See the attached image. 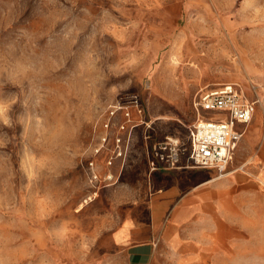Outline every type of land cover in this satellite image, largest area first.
<instances>
[{
  "label": "rangeland",
  "instance_id": "obj_1",
  "mask_svg": "<svg viewBox=\"0 0 264 264\" xmlns=\"http://www.w3.org/2000/svg\"><path fill=\"white\" fill-rule=\"evenodd\" d=\"M223 84L255 101L236 170L264 152V0H0V264H114L149 142L135 127L96 153L109 107L137 93L152 137L184 140Z\"/></svg>",
  "mask_w": 264,
  "mask_h": 264
},
{
  "label": "crops",
  "instance_id": "obj_2",
  "mask_svg": "<svg viewBox=\"0 0 264 264\" xmlns=\"http://www.w3.org/2000/svg\"><path fill=\"white\" fill-rule=\"evenodd\" d=\"M247 164L249 171L221 175L197 167L148 171L145 198L110 234L114 264L257 263L264 254V152L247 153Z\"/></svg>",
  "mask_w": 264,
  "mask_h": 264
},
{
  "label": "built area",
  "instance_id": "obj_3",
  "mask_svg": "<svg viewBox=\"0 0 264 264\" xmlns=\"http://www.w3.org/2000/svg\"><path fill=\"white\" fill-rule=\"evenodd\" d=\"M197 116L188 126L184 140L176 135H165L152 140V122L144 118V108L137 93L120 95L109 107L103 122L101 148L112 141L114 156L124 152L123 135L138 125L144 126L143 139L148 144L147 167L149 172L160 169L197 167L213 169L218 175L229 172L235 150L246 131L254 110L255 101L233 84L203 89L194 103ZM216 112L213 117H200V112ZM135 115V116H134ZM111 138V139H110ZM111 159L107 165H111ZM240 165L238 169H242ZM97 179V175H94Z\"/></svg>",
  "mask_w": 264,
  "mask_h": 264
},
{
  "label": "bare ground",
  "instance_id": "obj_4",
  "mask_svg": "<svg viewBox=\"0 0 264 264\" xmlns=\"http://www.w3.org/2000/svg\"><path fill=\"white\" fill-rule=\"evenodd\" d=\"M108 178H111V175L109 174ZM211 182V181H210Z\"/></svg>",
  "mask_w": 264,
  "mask_h": 264
}]
</instances>
